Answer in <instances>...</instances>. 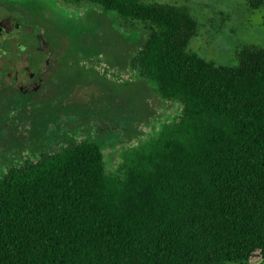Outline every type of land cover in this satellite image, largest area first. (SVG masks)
I'll return each mask as SVG.
<instances>
[{
    "label": "trees",
    "instance_id": "obj_1",
    "mask_svg": "<svg viewBox=\"0 0 264 264\" xmlns=\"http://www.w3.org/2000/svg\"><path fill=\"white\" fill-rule=\"evenodd\" d=\"M64 1L95 3L147 27L130 66L182 109L123 151L112 171L81 134L6 167L0 264L263 262L264 46L240 42L235 64L216 65L188 49L197 21L185 4ZM245 2L264 26V0ZM26 43L6 45V92L14 83L34 88L62 49L43 36Z\"/></svg>",
    "mask_w": 264,
    "mask_h": 264
},
{
    "label": "rangeland",
    "instance_id": "obj_2",
    "mask_svg": "<svg viewBox=\"0 0 264 264\" xmlns=\"http://www.w3.org/2000/svg\"><path fill=\"white\" fill-rule=\"evenodd\" d=\"M22 1L19 12L36 24L34 33L62 49L34 88L1 93L0 176L9 165L36 160L80 134L97 142L106 170L112 171L123 151L181 113L178 100L158 94L130 66L147 27L88 1ZM153 1L188 6L197 30L187 47L216 65L235 64L240 42L264 46V26L256 23L259 15L245 0ZM262 260L255 257L247 264Z\"/></svg>",
    "mask_w": 264,
    "mask_h": 264
},
{
    "label": "flooded vegetation",
    "instance_id": "obj_3",
    "mask_svg": "<svg viewBox=\"0 0 264 264\" xmlns=\"http://www.w3.org/2000/svg\"><path fill=\"white\" fill-rule=\"evenodd\" d=\"M23 5L22 0H0V26L4 22L6 18H12L16 22H19L21 26L23 27H28L29 29H23L21 27V30L18 31L17 33L11 34V35H6V32L4 30L0 29V57H2L3 62L0 65V72H4L5 66H6V45H10V43H19L20 45L26 44H31V45H36L39 39H42V36L34 33L36 24L34 22H29L27 21V18H23L20 14V7ZM24 37L27 38V40H24ZM32 47V46H31ZM33 51V49H32ZM31 51V52H32ZM36 52L33 51L31 53V56L35 55ZM8 84L6 82H0V91L3 89V92L1 93H6L5 88ZM17 84L14 83L12 85L9 84L13 90H17Z\"/></svg>",
    "mask_w": 264,
    "mask_h": 264
},
{
    "label": "water",
    "instance_id": "obj_4",
    "mask_svg": "<svg viewBox=\"0 0 264 264\" xmlns=\"http://www.w3.org/2000/svg\"><path fill=\"white\" fill-rule=\"evenodd\" d=\"M23 29H29L28 27H23L19 22H16L12 18H6L2 25L0 26L1 30H4L6 32V35H11L14 33H17L18 31Z\"/></svg>",
    "mask_w": 264,
    "mask_h": 264
}]
</instances>
